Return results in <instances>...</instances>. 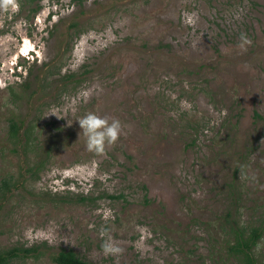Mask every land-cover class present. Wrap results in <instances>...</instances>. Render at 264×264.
Masks as SVG:
<instances>
[{
    "label": "rangeland",
    "instance_id": "obj_1",
    "mask_svg": "<svg viewBox=\"0 0 264 264\" xmlns=\"http://www.w3.org/2000/svg\"><path fill=\"white\" fill-rule=\"evenodd\" d=\"M29 1L0 11V251L40 247L11 264H56L62 248L94 264H225L230 185L239 220L263 214L264 0ZM50 62L75 73L61 97L60 73L40 82ZM88 113L123 126L104 156L86 148ZM12 115L41 116L38 147L10 140ZM101 230L123 255H103Z\"/></svg>",
    "mask_w": 264,
    "mask_h": 264
},
{
    "label": "trees",
    "instance_id": "obj_2",
    "mask_svg": "<svg viewBox=\"0 0 264 264\" xmlns=\"http://www.w3.org/2000/svg\"><path fill=\"white\" fill-rule=\"evenodd\" d=\"M29 2H36L37 6L33 10L38 11L41 6L37 0H30ZM69 37H73L72 34ZM44 71L46 70L47 75L41 80V84H49V75H59L60 64L50 62L45 64ZM39 74H37L38 76ZM75 73L70 76L68 73H60L61 84L59 90L56 92L60 97L67 91L65 87L66 79L73 77ZM10 87V86H9ZM8 87V88H9ZM43 90V89H42ZM40 90V91H42ZM17 93L13 89L11 95L15 96ZM41 116H35L26 123L25 119L17 116H10L8 118V135L10 140L13 142L19 141L20 144L23 142L26 146L38 147L41 143L40 136L42 133V126L40 124ZM44 160H38L35 163L29 165L28 170H34L32 173H39ZM231 186L232 200L225 209L223 217L225 218V232L228 236V242L226 247V260L225 264H264V258L257 253V247L264 237V206L261 210L263 212L262 218H259V223H247L238 219L240 210L245 205L239 198V194L236 190H233L235 185ZM146 189V187H144ZM107 196L119 199L124 197L123 193L120 194H107ZM83 199H86L84 197ZM260 208V207H259ZM229 223V225H228ZM40 254L41 250L38 246L32 247H18L14 246L10 249L0 251V264H11L12 260L21 256H28L29 254ZM52 259L56 264H94L91 261L80 256L76 251L71 248H62L52 254Z\"/></svg>",
    "mask_w": 264,
    "mask_h": 264
},
{
    "label": "clouds",
    "instance_id": "obj_3",
    "mask_svg": "<svg viewBox=\"0 0 264 264\" xmlns=\"http://www.w3.org/2000/svg\"><path fill=\"white\" fill-rule=\"evenodd\" d=\"M19 0H0V11H17L19 9ZM242 50L246 51L245 45L250 44L246 35L241 34L240 37ZM59 116L55 111L49 113V115ZM79 126L82 129L83 135L86 138V148L89 152H92L98 156H104L107 151L120 140L121 136L124 135V129L121 121L116 118L109 119L108 117H102L95 113H88L82 118L78 119ZM71 125L72 122L68 121ZM103 243L101 245L104 256H113L119 258L123 255L125 249L121 247L110 235H105V232L101 230L100 233ZM95 258V257H93ZM117 264L119 261L117 259Z\"/></svg>",
    "mask_w": 264,
    "mask_h": 264
}]
</instances>
